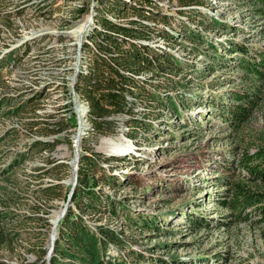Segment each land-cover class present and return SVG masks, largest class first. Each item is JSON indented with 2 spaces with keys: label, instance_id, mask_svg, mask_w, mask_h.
<instances>
[{
  "label": "rangeland",
  "instance_id": "1",
  "mask_svg": "<svg viewBox=\"0 0 264 264\" xmlns=\"http://www.w3.org/2000/svg\"><path fill=\"white\" fill-rule=\"evenodd\" d=\"M114 1L0 0V61L14 52L0 71V264H37L38 247L47 253L54 248L68 209L96 233L99 226L114 231L120 242L109 244L107 255L127 264H264V223L254 215L235 222L219 204L226 193L223 181L240 179L237 157L264 142V82L244 79L237 66L241 54L224 56L223 47L247 49L244 59L254 64L256 53L264 51V7L250 0H147L149 15L125 10L113 16ZM85 6L87 13L78 17ZM144 15L158 16L151 22ZM104 18L149 26L152 36L142 43L173 56L178 65L140 72L139 84L163 106L129 99L133 114L113 117L111 135L92 131L88 105L74 92L76 75L89 67L83 45L93 31H101ZM184 28L202 41L187 40ZM162 33L174 37L172 46ZM256 88L257 109L234 126L226 96ZM129 118L145 125L129 126ZM129 133L135 139H128ZM106 141L123 151L105 152ZM38 142L53 149L39 150ZM75 143L78 161L83 155L99 163L93 168L95 184L90 178L86 187L95 203L84 185L71 201L80 186ZM57 184L64 200L51 201L44 189ZM195 218L200 224L192 229L189 220ZM44 261L49 264L47 254Z\"/></svg>",
  "mask_w": 264,
  "mask_h": 264
},
{
  "label": "trees",
  "instance_id": "2",
  "mask_svg": "<svg viewBox=\"0 0 264 264\" xmlns=\"http://www.w3.org/2000/svg\"><path fill=\"white\" fill-rule=\"evenodd\" d=\"M250 1H254L264 7V0ZM114 2L115 4L112 5L113 7L110 11L113 16L125 10L135 13L137 16L152 13L150 9L145 7L151 5L147 0H138V3L133 5H129L124 0H116ZM87 11L88 7H82L77 10V16L80 17ZM260 14H264L263 9ZM156 16L158 15H153L151 18L146 15L143 17L147 21L150 19L151 22H155L157 20ZM161 22L168 24L167 17H162ZM212 25L215 28L218 23L212 22ZM98 26L101 31H93L87 38L88 43L83 45V50L89 56V67L86 72L81 71L76 75L74 92L88 105L87 119L92 131L98 135H111L116 130V124L112 120L113 117L132 116L133 107L130 106L129 99L145 98L163 106L159 96L155 93H148L144 86L139 84L137 77L140 72L145 70L153 74L154 72L158 73L169 69L177 70L178 65H176L177 62L173 56L163 52H156L155 49L142 43L148 41L152 35L149 31V26L141 22L129 20L128 25L123 26L104 18L101 19ZM182 30L183 32L186 30L184 36L187 40L194 43L202 41L199 34L189 28ZM160 36L162 40L166 41V45L172 46L170 44L174 38L172 35L162 33ZM223 50H225L224 56H231L234 53L241 54L242 59L238 60L237 66L243 73L242 77L244 79L253 78L254 82H264V51L256 53V57H253L254 64H251L244 59V56L248 55L247 49L233 46L223 47ZM13 54L14 52L10 51L0 61V71L6 69L10 61L12 62ZM213 56L216 57L217 55ZM217 58L219 59L217 63L223 61V55ZM259 95L260 90L256 88L254 93L250 89L242 93L234 90L226 96L230 100L231 105L225 107L234 126H239L251 117L254 110L257 109V96ZM168 108L175 110L172 104ZM17 112L18 109L8 112V114H17ZM130 123L134 124V127L145 125L137 118H129L127 125ZM126 137L130 140L135 139V133H129ZM36 148L42 151H51L53 145L38 142ZM103 161L110 162L111 159ZM235 164L239 171L240 179L223 181L226 186V193L219 204L230 212L235 222H246L254 215L258 216V223H264V142L257 146L252 153L249 148L244 149L237 157ZM78 165L80 186L75 188L71 201L73 202L78 197L80 188L84 185L85 194L95 203L94 192L91 189L87 190L86 187L90 178L95 184V180L92 177L93 168L98 167L99 163L92 161L88 156L81 155ZM61 166L67 168L66 165ZM44 192L51 201L61 198L64 200L61 195L60 184L49 186L44 189ZM109 211L113 216H116L115 209H109ZM76 218L75 214L68 209L65 216L60 220L57 226L58 236L49 264H127L124 260L111 259L107 255L108 245H118L120 242L114 231L99 226L96 233L80 218L75 221ZM200 221L203 222L202 219ZM189 224L193 229L199 226L200 222L195 218L190 219ZM46 254V248L40 245L36 253L37 264H46V261H44ZM135 258L140 262L144 260L142 256ZM159 262L157 264H166L164 261Z\"/></svg>",
  "mask_w": 264,
  "mask_h": 264
},
{
  "label": "bare ground",
  "instance_id": "3",
  "mask_svg": "<svg viewBox=\"0 0 264 264\" xmlns=\"http://www.w3.org/2000/svg\"><path fill=\"white\" fill-rule=\"evenodd\" d=\"M83 113L80 114V118H83ZM103 149L105 150V152L107 153H114V154H117V153H120L123 151V146L122 145H119V144H116L115 142H111V141H106V143H104V147ZM59 215L56 216L55 220H54V223L57 219Z\"/></svg>",
  "mask_w": 264,
  "mask_h": 264
},
{
  "label": "water",
  "instance_id": "4",
  "mask_svg": "<svg viewBox=\"0 0 264 264\" xmlns=\"http://www.w3.org/2000/svg\"><path fill=\"white\" fill-rule=\"evenodd\" d=\"M77 143H75V145H76ZM75 148H76V151H75V165H74V169L76 170V168H77V164H78V149H77V145L75 146ZM64 214H65V209L63 210V212H62V214H61V218L64 216ZM55 234H56V231L55 230H53V233H52V241L53 240H55ZM53 250V245H51V248H50V250H49V252L47 253V258H48V260H49V258H50V252Z\"/></svg>",
  "mask_w": 264,
  "mask_h": 264
}]
</instances>
